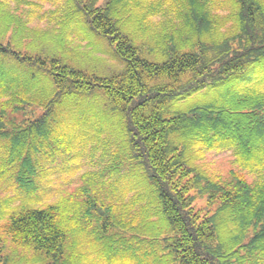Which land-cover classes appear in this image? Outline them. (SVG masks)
Wrapping results in <instances>:
<instances>
[{"label":"trees","instance_id":"trees-1","mask_svg":"<svg viewBox=\"0 0 264 264\" xmlns=\"http://www.w3.org/2000/svg\"><path fill=\"white\" fill-rule=\"evenodd\" d=\"M41 1L57 7L0 0L7 160L107 129V173L125 174L102 208L84 201L110 241L94 258L73 252L59 202L0 224V264H264V0ZM222 151L225 178L203 164Z\"/></svg>","mask_w":264,"mask_h":264},{"label":"rangeland","instance_id":"rangeland-1","mask_svg":"<svg viewBox=\"0 0 264 264\" xmlns=\"http://www.w3.org/2000/svg\"><path fill=\"white\" fill-rule=\"evenodd\" d=\"M29 1L40 3L43 11L57 7L56 2ZM79 40L82 41L83 47L88 44L84 39L79 38ZM95 56L101 60L98 66L103 69L121 68V64L111 54L97 52ZM104 131L107 129L100 132L99 129L92 130L80 126L75 129L73 136H70L64 150L61 149L54 154L48 152L49 156H44L43 159L42 154H37V159L32 157V154H21V158L25 159H19L15 164L7 160L6 141L1 138L0 224L5 223L10 215L23 210L44 209L48 205L61 202L64 206L58 221L67 230L68 240L72 241L71 243L74 240L79 243L73 252L80 254L87 250L90 257H93L92 251L97 253L92 247L93 243L99 249L106 248L110 241L100 230L102 223L95 217V208L84 204L85 200L97 196L99 201L96 204L102 208V200L105 198L111 200L113 196L111 184L113 181L119 191L121 190L119 177L123 176L125 171L115 175L107 173V168L114 161L116 148L113 144L116 143L118 136ZM203 162L206 167L216 170L224 178L230 171L236 169L232 153L227 151L208 152ZM37 166L39 168L36 170ZM100 175L105 181L98 179ZM254 179L252 176H247L249 182ZM131 195L128 194L125 200L127 201ZM69 200L73 201V205H70ZM81 240H85V243L82 244ZM35 254V251L25 252L33 264L38 261Z\"/></svg>","mask_w":264,"mask_h":264}]
</instances>
